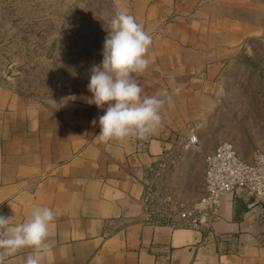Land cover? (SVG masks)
Segmentation results:
<instances>
[{
	"label": "crops",
	"instance_id": "1",
	"mask_svg": "<svg viewBox=\"0 0 264 264\" xmlns=\"http://www.w3.org/2000/svg\"><path fill=\"white\" fill-rule=\"evenodd\" d=\"M258 7L256 0L119 6L153 37L148 68L133 73L143 95L180 89L161 110L162 126L145 140L98 141L104 109L87 102L90 92L65 103L0 82V214L14 225L34 207L55 212L42 264H264V202L246 190L225 196L220 218L200 228L178 226L167 209L149 216L144 202L149 189L182 204L203 195L205 155L222 141L204 133L217 106L213 86L227 64L255 54L253 41L264 37ZM194 130L197 148L187 143ZM236 147L250 159L255 149L264 151V135ZM30 251L4 264H24Z\"/></svg>",
	"mask_w": 264,
	"mask_h": 264
},
{
	"label": "rangeland",
	"instance_id": "2",
	"mask_svg": "<svg viewBox=\"0 0 264 264\" xmlns=\"http://www.w3.org/2000/svg\"><path fill=\"white\" fill-rule=\"evenodd\" d=\"M256 1L264 26V0ZM127 2L0 0V82L38 99L86 98L91 69L103 59L108 21ZM248 12L245 8L240 15ZM253 47L255 54L227 64L215 82L217 106L210 108L204 127L205 135L238 147L264 135V37L254 40ZM155 194L153 209L163 212L164 197Z\"/></svg>",
	"mask_w": 264,
	"mask_h": 264
},
{
	"label": "clouds",
	"instance_id": "3",
	"mask_svg": "<svg viewBox=\"0 0 264 264\" xmlns=\"http://www.w3.org/2000/svg\"><path fill=\"white\" fill-rule=\"evenodd\" d=\"M108 23L102 62L92 67L87 85L92 94L87 102L104 109V114L98 117L100 132L96 138L102 143L124 141L129 137L145 140L162 126L161 110L166 103L169 106L174 103L173 95L180 89L177 87L170 92L164 88L155 95H143L133 73H143L148 68L147 54L153 37L125 11H117ZM168 78L170 84H174L175 75L169 74ZM75 99L70 96L62 101ZM65 103L57 104L58 108ZM92 124L96 125L97 120ZM10 220L0 214V264H4L5 257L25 248L31 251L24 264H42L51 251L48 237L55 212L47 206H38L24 222L13 225Z\"/></svg>",
	"mask_w": 264,
	"mask_h": 264
},
{
	"label": "built area",
	"instance_id": "4",
	"mask_svg": "<svg viewBox=\"0 0 264 264\" xmlns=\"http://www.w3.org/2000/svg\"><path fill=\"white\" fill-rule=\"evenodd\" d=\"M187 143L199 145L195 132L187 137ZM203 195L189 204L174 203L164 198L169 216L178 226L208 227L220 218L224 197L244 189L255 201L264 202V151L256 149L250 159L244 158L230 140H222L205 155ZM152 190L144 199L145 211L151 216L153 209Z\"/></svg>",
	"mask_w": 264,
	"mask_h": 264
}]
</instances>
